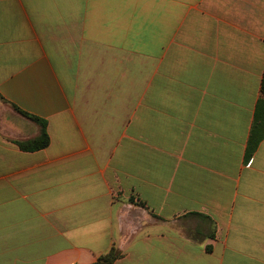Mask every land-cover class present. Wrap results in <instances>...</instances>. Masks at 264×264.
Returning <instances> with one entry per match:
<instances>
[{
	"label": "crops",
	"instance_id": "crops-1",
	"mask_svg": "<svg viewBox=\"0 0 264 264\" xmlns=\"http://www.w3.org/2000/svg\"><path fill=\"white\" fill-rule=\"evenodd\" d=\"M263 74L264 0H0V264H264Z\"/></svg>",
	"mask_w": 264,
	"mask_h": 264
},
{
	"label": "trees",
	"instance_id": "trees-1",
	"mask_svg": "<svg viewBox=\"0 0 264 264\" xmlns=\"http://www.w3.org/2000/svg\"><path fill=\"white\" fill-rule=\"evenodd\" d=\"M2 98V97H1ZM16 110L23 116L40 125V133L37 137L32 139L17 141L19 147L24 151H35L45 148L49 144V136L46 131V122L36 116L28 114L23 110L16 107ZM264 137V74L261 84V96L256 105L255 120L248 140L247 155L250 156L258 143ZM209 250V248H208ZM123 257L121 250L113 245L106 253L100 255L97 261L93 264H114L116 261Z\"/></svg>",
	"mask_w": 264,
	"mask_h": 264
},
{
	"label": "rangeland",
	"instance_id": "rangeland-1",
	"mask_svg": "<svg viewBox=\"0 0 264 264\" xmlns=\"http://www.w3.org/2000/svg\"><path fill=\"white\" fill-rule=\"evenodd\" d=\"M21 114V113H20ZM22 115V114H21ZM34 122V121H33ZM34 123H36V122H34ZM36 124H38V123H36ZM39 125V124H38ZM39 128H40V125H39Z\"/></svg>",
	"mask_w": 264,
	"mask_h": 264
}]
</instances>
